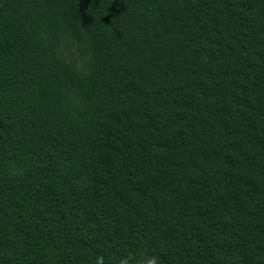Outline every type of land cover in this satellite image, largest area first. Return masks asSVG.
Returning a JSON list of instances; mask_svg holds the SVG:
<instances>
[{
	"label": "trees",
	"instance_id": "1",
	"mask_svg": "<svg viewBox=\"0 0 264 264\" xmlns=\"http://www.w3.org/2000/svg\"><path fill=\"white\" fill-rule=\"evenodd\" d=\"M264 264V0H0V264Z\"/></svg>",
	"mask_w": 264,
	"mask_h": 264
},
{
	"label": "clouds",
	"instance_id": "2",
	"mask_svg": "<svg viewBox=\"0 0 264 264\" xmlns=\"http://www.w3.org/2000/svg\"><path fill=\"white\" fill-rule=\"evenodd\" d=\"M96 264H102V260L98 258ZM119 264H128L127 258H121ZM139 264H157V258L155 256L151 258H146L145 260L140 261Z\"/></svg>",
	"mask_w": 264,
	"mask_h": 264
}]
</instances>
